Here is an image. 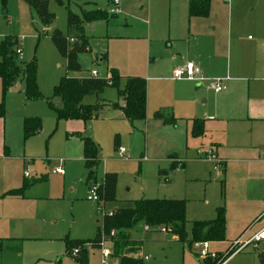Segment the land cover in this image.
Listing matches in <instances>:
<instances>
[{
  "label": "rangeland",
  "instance_id": "374dc122",
  "mask_svg": "<svg viewBox=\"0 0 264 264\" xmlns=\"http://www.w3.org/2000/svg\"><path fill=\"white\" fill-rule=\"evenodd\" d=\"M62 1L64 6H58L55 0L50 1L48 9L54 20L49 29H43L23 0H0V45L7 37L16 39L23 56L15 58L14 62L22 74L26 65L35 64L37 88L42 97L37 101L26 102L24 89L19 93H11L9 88L3 94L0 81V151L5 148V134L7 140L10 134L16 140V126L18 123L23 124L24 118H37L41 122L38 134L25 140L22 132L19 143H15L17 154L22 151L26 153L24 160L19 158L6 163L0 160V197L9 188H14L12 186H18L17 181L21 184L24 172L29 176L26 181L28 183L42 176L48 177L45 183L30 186L24 192L25 200L0 198V240H8L2 243L3 249L8 251L0 253V264H56L58 259H61V264H76L73 258L64 256L63 240L94 239L97 222L102 220L98 212L99 203L87 200V172L81 159L77 158L76 153L72 159L65 156L67 142L75 143L76 151V144L82 137L91 139L100 148L102 160L95 172L97 182L100 183L106 170L117 175L116 202L104 206L100 198L105 213L113 214L118 211L115 210L117 208H129L139 200L185 202L184 243L172 235L169 227L170 233L165 234L159 228L145 233L143 224L129 231L130 238L141 241L143 245L139 255L143 264H203L202 259L195 255L198 248L189 251L192 225L194 222L214 220L216 210L221 207L225 211V220L226 208L228 216L232 217L237 204L234 185L229 183L223 196L220 176L214 172L212 160L206 159L204 155L198 159L191 155L179 156L185 159L184 170L175 171L171 175L170 185L159 183L157 171L169 168L168 158L178 154V149L173 127L161 131L163 126L154 121L153 115L134 122L116 121L119 111L105 108L98 119H57L53 109L59 110L63 104L60 99L53 97V89L63 77L89 79L95 71L97 79L108 81L110 69H106L104 61H99L100 58L105 59L107 54L106 43L100 39L102 35L88 28L84 33L87 49L77 55L79 72H66V62L50 38L52 32L57 30L66 37L69 49L72 48L77 39L75 32L67 26V13L81 18L83 12L106 8L107 2L96 0V4L94 1V4L87 5L84 1ZM249 36L252 38L253 34L249 33ZM69 39L73 42H69ZM18 81L23 82L22 76ZM121 89L122 84H119L118 89L108 87L101 99L116 104ZM95 101L93 96L84 99L85 104L89 102L88 105ZM115 141L117 148L125 149L124 159L117 157L113 148ZM259 154L260 160L254 164L257 167L254 174L263 181L254 183L257 190L254 188L247 195L248 198L257 195L260 198V194L264 193V149ZM63 161L65 177L62 178L54 175L53 170ZM234 176L232 170L231 178ZM243 193L247 194L245 191ZM259 198L258 201L263 202ZM234 227L228 224L225 241L233 240ZM116 237L114 231L113 236H106L107 243L103 247L97 245L99 251L104 250L111 255L105 264H116V258L112 257ZM87 251L89 264H103L101 252L90 247H87ZM229 253L228 250L219 264L228 258ZM206 263L211 264L212 261L206 259Z\"/></svg>",
  "mask_w": 264,
  "mask_h": 264
},
{
  "label": "crops",
  "instance_id": "0c3cea01",
  "mask_svg": "<svg viewBox=\"0 0 264 264\" xmlns=\"http://www.w3.org/2000/svg\"><path fill=\"white\" fill-rule=\"evenodd\" d=\"M104 1L107 2L106 8L90 11L107 12L113 0ZM92 2L94 1L87 2V5L94 4ZM189 4L190 0H119L117 14L113 18L109 15L105 21L84 25V33L88 28H93L102 35L100 39L106 43L107 54L105 59L100 58L99 61L105 62L107 70L110 68L108 74L110 70L117 71L123 87L126 78L143 79L146 83V116L151 118L153 115L154 121L163 126L161 131L171 127L175 130L178 154L168 158L170 164L167 170L157 171L159 183L170 185L171 175L175 171L184 170L185 159H180L181 155H191L198 159L203 155L206 157L205 151H212L221 161L222 172L216 174L220 176L222 195L224 196V190L229 183L236 189L234 199L237 204L234 215L231 213L232 217H229L226 208L225 226V238L228 224L235 226L232 234L234 238L206 244L209 253L215 254L216 258H223L232 242L238 239L247 241L264 229L263 191V194H260L263 202L258 201V195L247 197L254 188L256 189L254 183L263 181L254 174L257 170L254 164L260 160L259 151L264 149V0H210V10L206 18H190ZM249 33L253 34L252 38ZM188 62L196 64L208 78L228 77L230 80L226 82V91L216 94L209 90L206 84L198 86L192 82L173 81V71ZM21 89H24V83L18 81L10 88V92L19 93ZM104 92L93 96L95 103L101 101L107 105L115 104L101 99ZM124 103V99L119 97L116 103L119 111L116 121L125 120L120 110ZM82 104L88 105L89 102L85 104L83 100ZM105 108L116 110L108 106L103 110ZM157 112H162L167 118H174L175 125H165L155 119L154 114ZM194 121L203 123L204 133L197 138L191 135ZM16 128V140L11 134L8 140L6 134L3 137L5 148L0 151V160L3 163L25 159L24 151L20 154L15 151V143H19L20 136L22 138V123H18ZM80 141L76 144V151L75 143L67 142L65 156L72 159L76 153L87 172ZM115 142L116 146L113 148L117 150V141ZM98 160L100 164V148ZM172 165L174 170L168 172ZM177 165H180L179 170ZM63 166L64 161L57 166L62 169L63 174H53L65 177ZM229 170L234 171V178H231ZM24 174L21 184L17 181L18 186H12L14 188L6 190L0 198L25 200L24 193L22 197H4L7 192L18 190L28 183L26 181L29 176L25 177ZM107 174L113 173L106 170L104 176ZM114 175L117 185V175ZM104 176L98 183L96 175L89 181L86 175V188L90 182L101 185ZM47 178L42 176L30 183V186L45 183ZM244 191L247 194L243 193ZM103 203L104 206L110 204L104 201ZM253 204L256 205L252 207ZM120 209L124 208L115 210ZM144 227L145 233L153 230L150 228L146 231ZM98 228L101 229V222H97L96 231ZM6 241L8 240H0V253L8 251L3 249L2 243ZM202 244L204 243L189 245V251L200 249ZM255 246L251 245L235 255L228 256L224 264H264V241ZM87 247L100 253L98 247L88 244L85 246L86 251ZM141 250L135 257L141 258ZM195 255L197 257V254ZM64 256L70 257L66 254L65 244ZM115 261L117 264L116 259ZM57 263L61 264V259H58Z\"/></svg>",
  "mask_w": 264,
  "mask_h": 264
},
{
  "label": "trees",
  "instance_id": "16d2710c",
  "mask_svg": "<svg viewBox=\"0 0 264 264\" xmlns=\"http://www.w3.org/2000/svg\"><path fill=\"white\" fill-rule=\"evenodd\" d=\"M28 8L33 12L38 24L43 29H48L54 20L49 13V3L51 0H23ZM71 1V0H67ZM91 2L95 0H72ZM112 1V0H107ZM58 6H64L62 0H55ZM210 10V0H190L188 14L189 17L206 18ZM109 14L106 11L83 12L79 18L70 12L67 13V26L75 32L76 44L69 49L67 38L54 30L50 36L54 46L66 62V72H79L77 55L87 49V39L84 36V25L105 21ZM114 15H111L113 18ZM15 38L7 37L0 45V81L2 93L16 84L22 76L24 83V96L27 101H37L42 97L37 88L36 68L31 63L25 66L22 71L15 64L17 50L20 45L15 42ZM109 80L103 79H75L63 77L53 89V97L62 101V108L54 110L58 120H93L97 119L105 106L118 109L116 104L102 103L97 101L93 105H83L82 101L87 96H98L108 87L119 88L121 78L117 71H109ZM120 98L124 99V107L120 110L124 119L129 122L145 120L146 117V83L143 79L131 77L124 80L123 89L118 91ZM4 104L2 102L1 107ZM154 118L160 120L165 125H175V119L167 118L162 112L154 114ZM41 129V122L37 118L24 119L22 124L23 138L25 140L37 134ZM204 133L203 123L194 121L191 135L195 138ZM83 161L87 170V180L94 179L96 169L99 165L98 146L89 138L82 137ZM116 146V142L114 143ZM174 170L173 165L168 172ZM167 172V173H168ZM167 173L165 175H167ZM34 183V182H32ZM25 183L18 190L7 192V197H22L24 191L30 186ZM116 176L107 174L99 188V196L105 203L115 202ZM99 208V207H98ZM143 224L150 228L169 227L172 235L177 237L179 242L184 243L185 235V202L179 200H139L133 202L129 208L120 209L111 215H103L101 229H97L96 235L91 241H71L64 240L66 254L70 257L73 250H79L76 257H73L77 264H88V255L85 246L90 244L97 247L101 233L109 235L115 231L117 237L113 241L112 257L118 259L117 264H143L141 258L135 257L142 247V243L129 238V231L137 225ZM225 211L224 208L216 210L215 219L209 222H194L191 229V244L212 243L225 241ZM190 245V244H189ZM0 250H2L0 248ZM229 256V255H228ZM223 259V258H222ZM221 258L212 260L211 264H219ZM59 264V263H57ZM206 263V259L203 260Z\"/></svg>",
  "mask_w": 264,
  "mask_h": 264
},
{
  "label": "built area",
  "instance_id": "2783aa9c",
  "mask_svg": "<svg viewBox=\"0 0 264 264\" xmlns=\"http://www.w3.org/2000/svg\"><path fill=\"white\" fill-rule=\"evenodd\" d=\"M226 2H230L231 0H225ZM119 0H113L111 6L108 8L107 13L109 15H115L117 14V5H118ZM69 42H73L72 39L68 40ZM17 56L19 58L22 57V52L20 49L17 50L16 52ZM92 78L96 79L97 78V73L95 71L92 72L91 74ZM173 81H187V82H192L196 85H202V84H206L207 87L209 88V90H211L213 93H221L226 91L227 86H226V82H228L230 79L228 77L225 78H208L206 77L202 70L194 63L188 62L185 63L184 65L176 68L173 73H172V78ZM125 149L118 147L116 150V154L117 157L119 159H124L125 158ZM206 159H211L213 164H214V172L215 173H221L222 172V163L219 159L216 158V156L212 153V151H208L206 152ZM62 162H60L61 164ZM180 169V165H177V170ZM53 173L55 174H63V171L60 167L56 168L55 170H53ZM25 177L28 176L27 173L24 174ZM99 188L100 185L97 184L96 182H90L87 186L88 189V196H87V200L92 202V203H99V208H98V212L102 215H111V213H105L102 204H100V196H99ZM159 228V231L162 234H165L166 232L170 233L169 229L166 227H157ZM144 230L148 231L150 230V227L145 226ZM114 231L111 232L109 235L113 236ZM109 235H103V233H101V237L99 239L98 242V246L101 248L105 245V243H107L106 241V236ZM264 241V229L262 231H260L259 233L255 234L253 237H251L250 239H248L247 241H241V240H236L234 241L229 248V257L232 255H235L241 251H243L244 249H246L249 246H255L261 242ZM256 247V246H255ZM101 252V258L103 261V264H105V261L111 256L107 251H100ZM78 254V250H73L71 253L72 257H76ZM197 255L200 259L204 260V259H216L215 254H211L208 252V247L207 244L204 243L201 245L200 249H198L197 251ZM228 257V258H229ZM225 260L222 261L220 264H224Z\"/></svg>",
  "mask_w": 264,
  "mask_h": 264
}]
</instances>
